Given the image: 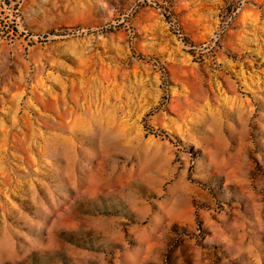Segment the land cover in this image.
<instances>
[{
	"label": "rangeland",
	"instance_id": "rangeland-1",
	"mask_svg": "<svg viewBox=\"0 0 264 264\" xmlns=\"http://www.w3.org/2000/svg\"><path fill=\"white\" fill-rule=\"evenodd\" d=\"M1 2L0 264H264V0Z\"/></svg>",
	"mask_w": 264,
	"mask_h": 264
},
{
	"label": "built area",
	"instance_id": "built-area-1",
	"mask_svg": "<svg viewBox=\"0 0 264 264\" xmlns=\"http://www.w3.org/2000/svg\"><path fill=\"white\" fill-rule=\"evenodd\" d=\"M0 1H2V2H1V3H2V7H6V6L9 4V1H10V0H0ZM2 28H4V30L6 29L7 31L11 29V28H10V24L7 23L6 20H4V21H2V22L0 23V31H1ZM7 28H8V29H7Z\"/></svg>",
	"mask_w": 264,
	"mask_h": 264
}]
</instances>
